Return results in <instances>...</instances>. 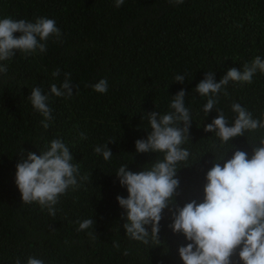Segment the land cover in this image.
Segmentation results:
<instances>
[{
	"label": "trees",
	"instance_id": "16d2710c",
	"mask_svg": "<svg viewBox=\"0 0 264 264\" xmlns=\"http://www.w3.org/2000/svg\"><path fill=\"white\" fill-rule=\"evenodd\" d=\"M4 17L51 18L62 35L48 39L46 53L17 51L0 61L8 68L0 74V264H15L17 258L26 264L30 256L45 264H183L178 248L188 241L172 231L168 208L158 238L150 232L145 244L126 235L116 197L126 198L128 192L115 172L121 165L138 172L163 159V153H138L135 141L151 131L146 113L171 111L169 104L181 89L192 122L182 145L190 155L177 165L176 207L202 201L206 172L228 149L224 160L237 149L251 157L248 139L264 136V129L221 146L204 126L217 116L216 109L233 123L234 102L254 119L264 118V73L257 71L251 84L229 81L208 115L203 111L207 97L194 87L209 71L219 82L229 69L243 70L256 56L264 59V0H124L119 8L115 0H0ZM57 68L60 74L53 77ZM65 73L71 74L73 95L57 97L50 86L59 87ZM178 74L185 76L183 83L174 81ZM102 78L108 81L106 93L91 87ZM34 87L48 94L53 117L48 129L27 98ZM53 138L69 147L80 175L89 176L77 177L80 186L59 197L55 216L36 202L23 203L15 183L21 155H39ZM107 143L113 155L106 161L94 148ZM90 218L94 226L78 230L79 222ZM145 227L151 231V225ZM232 260L238 264V256Z\"/></svg>",
	"mask_w": 264,
	"mask_h": 264
},
{
	"label": "clouds",
	"instance_id": "9594fccd",
	"mask_svg": "<svg viewBox=\"0 0 264 264\" xmlns=\"http://www.w3.org/2000/svg\"><path fill=\"white\" fill-rule=\"evenodd\" d=\"M169 2L182 4L184 0ZM123 3L124 0H115V7L119 8ZM61 35L56 21L51 18L37 17L34 22L0 18V61L10 60L17 51L26 56L37 51L46 53L48 39L54 36L59 40ZM257 71L264 73V59L260 56L245 63L243 70L229 69L219 82L215 81L213 72L205 73L194 87L201 97H207L203 105L205 114L214 110L219 102L218 94L229 81L251 84ZM7 72V66L0 64V74ZM59 74L57 68L52 76ZM70 75L65 73L59 87L52 84L50 93L57 97L72 96ZM174 81L183 83L185 76L178 74ZM91 87L96 92L106 93L108 81L102 78ZM185 96V90L178 91L169 104L171 111L166 114L146 113L151 131L147 139L135 141L138 153H163V159L138 172L128 170V165H121L115 172L120 185L128 192L126 198L121 195L116 197L119 206L124 209L126 235L145 244L149 242L150 232L153 239L158 238L162 213L168 208L172 213V231L183 234L188 241L178 248L183 264H233V256H238V264H264V136L254 138L252 143L247 137L252 145L250 158L247 152L237 149L231 158L224 160L228 149L220 159H215L206 172L201 202L191 200L182 207L175 206L174 197L179 186L177 165L190 155L182 147L189 139L192 122L189 109L185 106ZM27 98L33 108L43 115L41 124L48 129V122L53 119L52 109L47 104L48 94L43 93L41 87H34ZM231 111L236 113L233 123L229 124L222 109H216L217 116L204 126V131L215 133L221 146L235 137L245 136V132L264 129V118L254 119L240 103L234 102ZM79 135L81 139L87 138L83 132ZM234 147L232 145L231 148ZM94 152L102 154L106 161L113 155L108 143L97 145ZM73 160L69 147L59 138H53L50 147L40 151L39 155L28 151L25 158L22 154L16 164L15 183L23 203L36 202L55 216L54 205L59 197L70 187L75 190L80 186L77 177L81 181L89 179L87 174L80 175L79 165L73 164ZM222 160L223 164L220 163ZM94 222L92 218L84 219L79 222L78 230L89 229ZM146 225H151V231L146 229ZM114 247L119 249L120 245L114 243ZM15 264H20L19 258ZM26 264L45 262L30 256Z\"/></svg>",
	"mask_w": 264,
	"mask_h": 264
}]
</instances>
